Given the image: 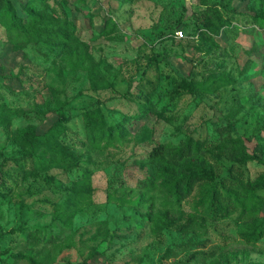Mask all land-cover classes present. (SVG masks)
I'll use <instances>...</instances> for the list:
<instances>
[{
  "label": "rangeland",
  "instance_id": "rangeland-1",
  "mask_svg": "<svg viewBox=\"0 0 264 264\" xmlns=\"http://www.w3.org/2000/svg\"><path fill=\"white\" fill-rule=\"evenodd\" d=\"M26 1L13 0L21 14ZM261 1L46 0V12L71 24V40L36 41L9 32L0 0V264H264V237H242L252 214L264 218V190L244 215L188 233L160 227L167 208L183 219L200 215L202 191L172 206L149 157L189 135L208 146L242 135L262 162L239 166L214 148L218 175L231 166L245 177L264 172V29L254 19ZM212 3L228 5L221 46L204 40L196 21ZM180 13L181 24L168 20ZM184 77H193L195 93L179 85ZM96 106L117 125L101 143L85 128L84 112ZM59 114L79 166L5 160L31 151L20 141L24 130L43 133Z\"/></svg>",
  "mask_w": 264,
  "mask_h": 264
},
{
  "label": "trees",
  "instance_id": "trees-1",
  "mask_svg": "<svg viewBox=\"0 0 264 264\" xmlns=\"http://www.w3.org/2000/svg\"><path fill=\"white\" fill-rule=\"evenodd\" d=\"M4 1L6 9L4 12L5 20L3 21L9 32L13 33L20 30L24 34L32 35L36 41H42L44 37L56 40H71V24L66 17L57 18L46 12V0H27L25 3L20 4L23 14L19 12L13 0ZM261 3L264 4V0ZM222 9L227 14L229 13L226 3L220 5L217 3L208 4L204 10L196 13V21L199 23V35L212 46H221L218 37L229 22L228 16ZM183 17V13H180L176 18H172L169 14L168 20L179 25L183 22ZM254 19L259 28L264 29V12L257 11ZM154 62L156 60L151 59L148 65L151 66ZM96 67L97 63L91 64L94 88L98 87ZM145 72L146 69H144V74ZM179 85L188 92H196L193 77H184ZM161 116L168 122L173 121L171 115L161 114ZM84 120L87 135L95 143H101L106 138H111L117 128V125L109 122L101 106L87 109L84 112ZM231 125L232 123L229 122V126ZM69 132L67 119L59 114L53 125L43 133L37 132L36 129L24 130L20 135V141L30 147L31 151L21 157H9L5 160L7 162H20L28 157H35L37 165L53 167L59 164L71 168L79 166L80 154L74 149L70 150L66 145ZM226 139L221 145L209 144V147L206 144V139L189 135L176 145L162 143L152 149L149 155L150 162L156 167L159 176L164 175V185L173 199L172 206L180 205L197 188L200 187L202 191L198 201L200 215L194 214L183 219V217L174 214L172 208H167L157 217L160 227L188 233L207 227L208 221L225 219L237 212L244 215L245 212L256 207V202L252 197L257 196L259 191L264 190V172L259 173L254 178L245 177L238 174L234 166H231L227 175L220 176L211 161V152L214 148H220L233 164L239 166L250 161L262 162V159L258 154H253L248 150L242 135ZM41 149L42 152L39 153L38 151ZM52 180L53 178L46 177L48 183H51ZM251 216L253 227L242 233L243 239L248 243L258 241L264 237V218L261 222H258V217L254 214ZM199 254L200 252L195 253L194 256L197 258ZM36 264L46 263L38 261Z\"/></svg>",
  "mask_w": 264,
  "mask_h": 264
}]
</instances>
